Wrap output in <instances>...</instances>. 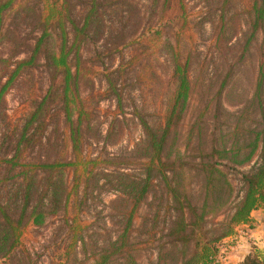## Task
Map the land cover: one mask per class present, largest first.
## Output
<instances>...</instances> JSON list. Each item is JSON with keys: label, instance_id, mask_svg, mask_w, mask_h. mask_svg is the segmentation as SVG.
Wrapping results in <instances>:
<instances>
[{"label": "trees", "instance_id": "1", "mask_svg": "<svg viewBox=\"0 0 264 264\" xmlns=\"http://www.w3.org/2000/svg\"><path fill=\"white\" fill-rule=\"evenodd\" d=\"M72 1L0 0V105L9 88L24 74L37 69L40 63L49 75V87L45 96L32 101L34 105L23 117L21 130L17 131V143L11 148V155L3 159L7 168V176L2 182L5 192L9 193L10 186L14 187L11 190L12 200L5 203L0 195V261L11 258L28 228L44 227L54 218L60 220V230L64 232V255L61 257L64 260L61 264L73 261L77 243L82 245V249L86 248L83 241L85 227L77 217L84 200L78 198V192L83 186L82 198L85 196V187L95 179L97 173L93 169L100 161L85 158L79 150L83 128H89L93 115L92 102L83 100L79 94L80 74L84 65L82 50L92 34L107 28L113 29L117 24L120 28L116 38H124L123 29L132 22L130 26L140 30L139 41L147 44L145 50L161 49L169 54L173 91L167 97L161 121L156 127L141 115L137 118L144 133L142 148L139 149L143 157L141 179L133 180L125 174L117 175V187L123 206L118 214L124 227L120 235L106 246L94 245L95 254L90 262L139 264L134 259L133 249H130L128 233L130 230L131 234L136 213L151 191L154 179L160 178L164 185L165 214L168 215L169 223L162 237L167 241L158 246L156 264H163L162 256L170 254L164 252L165 248L177 249L179 262L176 261V264L214 263L218 252L216 243L231 236L237 226L246 224L252 211L264 207V155L255 167L241 174V195L237 194L236 200L231 201L234 189L225 170L226 164L241 167L249 163L260 144L262 152L264 151V120L252 130L249 129L252 138L244 146L239 142L237 127L230 135H220L219 140L211 133L209 143L213 147L208 154H199L191 157V161H186L188 157L180 153L177 147L172 155L166 149L175 144L181 134L179 132L194 92L189 77L193 58L189 52L198 36V29L188 15L185 0H139V3L127 5L123 16L119 15L118 10L121 0H77L84 8L81 23H75L72 17ZM203 1L220 4L218 15H215L219 24H212L213 35L209 45L212 50L209 57L204 56L208 66L199 72L202 80L207 79L219 87L209 97L208 90H204L198 105L202 110L201 115H205L208 107L214 103L213 117L217 118L222 110L218 99L233 75L234 66L240 63L255 34L264 27V0L246 2L249 6L247 13L250 32L235 62L232 53L240 42L237 39L235 43L231 42L232 36L225 34L231 23V19L227 20L226 17L232 11V0ZM116 10L117 17H114ZM214 13L215 11L208 12L206 16L213 18ZM9 17L12 21L11 29V26L8 28L5 25ZM105 18L109 21H105ZM113 19H118L119 22H112ZM123 19L125 20L122 21ZM15 21L30 22L31 33L38 34L33 37V42L28 41V37L17 34L19 24ZM184 48L186 51H183ZM199 54L200 51L195 52V55ZM20 55L23 57L18 58ZM144 56L149 55L145 52ZM260 70L253 93V100L258 104L261 102L263 89ZM110 87L109 93L115 94L113 82ZM60 116L67 130L68 144L71 145L69 156L63 158L62 153L57 151L51 160L49 157L41 159L38 155V160H34L35 156L33 161L27 162L31 152L41 144L40 140L36 144V138L44 135L50 122L58 117L60 119ZM195 127H198L197 135H201L199 125ZM230 138L233 146L227 149L226 143ZM7 141L4 143L6 147L11 143V140ZM220 161L226 164L220 167ZM191 167L193 169H189ZM13 172L16 173L10 177ZM190 174L199 184L202 196L200 205L192 203L193 198L183 185ZM225 213L222 222L213 221L216 226L213 227L214 230L205 229L207 217L215 220ZM218 231L220 233L215 235Z\"/></svg>", "mask_w": 264, "mask_h": 264}, {"label": "rangeland", "instance_id": "2", "mask_svg": "<svg viewBox=\"0 0 264 264\" xmlns=\"http://www.w3.org/2000/svg\"><path fill=\"white\" fill-rule=\"evenodd\" d=\"M121 1L118 4L120 16L124 15L127 5L139 3V0ZM247 1L232 0V11L226 17L227 20L231 19V23L228 25L229 31L225 34L232 36L231 42L235 43L236 39L240 42L236 51L232 53L234 62L241 54L245 40L249 37ZM72 2L74 7L72 17L75 23H81L84 8L77 0ZM219 5L203 0H185L188 15L198 29V36L195 37L189 52L193 58L189 77L194 92L186 119L179 132L181 134L177 137V142L169 145L166 151L174 155L176 148L179 147L180 153L188 157L186 161H191V157L210 152L213 147V144L209 143L211 133H214L215 138L219 140L220 135H230L238 127L239 142L243 146L246 145L252 138L249 135V129L252 130L264 120V27L255 34L247 47L248 51L243 53L240 63L234 66L233 75L218 99L222 108L219 116L213 117L214 103L208 107L205 115H201L202 110L198 104L203 98L202 92L208 90L209 97V94L213 95L219 87L218 84L210 83L207 79L202 80L199 72L208 66L205 57L211 54L212 47L209 45L213 35L212 24L218 22L215 15H218ZM118 10L115 11L114 17H117ZM211 11H215L213 18L206 16ZM104 20L109 21L107 18ZM111 21L119 22L118 19ZM26 22L15 21L19 24L16 32L20 37H28V41L33 42V37H37L38 34L31 33L30 22ZM11 23L9 17L6 27L9 28ZM131 23L125 25L123 29L124 38L121 36L120 39L116 38L120 28L117 24L113 29L107 28L92 34L82 50L84 65L80 74L79 94L83 100L92 102L90 104L93 115H91L92 121L88 124L89 128H83L79 150L85 158L99 159L100 163L93 169L97 175L91 184L85 187V196L82 198L83 186L78 192V198L84 200L81 202L83 206L80 205L77 217L85 227L83 241L86 248L82 249V245L77 243L74 259L70 264H91L90 261L95 254L94 245L106 246L109 241H114L120 235L124 225L118 214L123 206L122 196L117 187V175L125 174L133 180H140L143 170L141 165L143 157L139 149L142 148L144 133L137 118L141 115L149 124L156 127L161 121L167 97L173 91V83L170 79L172 64L169 65V54L161 49L159 51H153L151 48L145 50L147 44L139 41L140 30L137 31L135 27H131ZM196 51H200L201 54L195 55ZM143 52H147L149 56H144ZM21 57L23 55L18 56V58ZM258 70L263 77L259 104L253 100ZM48 77L47 71L40 63L37 69L24 74L9 88L0 105V195L5 203L12 200L11 190L14 186H10L9 193L5 192L2 182L7 176V168L3 159L11 155V148L17 143V131L21 130L23 125V117L34 105L32 101L45 96L49 87ZM111 82L114 83L115 94L109 93ZM13 124L15 126H12ZM197 124L202 130L201 135H197L198 127H195ZM15 127L18 128L15 129ZM66 135L63 118L60 116V119L58 117L52 120L44 135L35 140L36 144L39 140L41 142L38 149L35 147L31 152L29 161L26 155L25 161L31 162L35 156L34 160H38V155L41 159L49 157L51 160L54 152L57 151L62 153L63 158L68 157L71 145L68 144ZM241 135H243L242 138ZM6 139L11 140L8 147L4 145L8 142ZM226 145L227 149L232 148V138L228 139ZM263 155L264 151L262 152V144H260L254 158L241 167L231 166L224 161L218 163L220 167L226 164L225 170L234 189L231 201L236 200L237 194L241 195L239 193L241 174L255 167ZM15 173L13 172L10 177ZM189 176L183 183L186 187L185 191L193 198V204L200 205L202 196L199 184L192 174ZM163 187L162 180L155 178L151 191L136 213L131 234L130 230L128 233L130 249H133L134 259L139 264H156L158 246L167 241L166 238H162L169 223L168 215L165 214L166 197ZM225 215L226 213L215 220L207 217L205 229L214 230L213 227L216 226L213 221L220 223ZM60 224V220L54 218L44 227L28 228L11 258L0 261V264H61L64 260L61 258L64 255L62 243L64 232L60 230L62 226ZM219 233L218 231L215 235ZM216 248L218 252L212 264H219L222 240L216 243ZM164 252H170V254L162 256L163 264L179 262L176 248L173 250L165 248Z\"/></svg>", "mask_w": 264, "mask_h": 264}, {"label": "crops", "instance_id": "3", "mask_svg": "<svg viewBox=\"0 0 264 264\" xmlns=\"http://www.w3.org/2000/svg\"><path fill=\"white\" fill-rule=\"evenodd\" d=\"M219 264H264V207L252 211L246 224L222 241Z\"/></svg>", "mask_w": 264, "mask_h": 264}, {"label": "built area", "instance_id": "4", "mask_svg": "<svg viewBox=\"0 0 264 264\" xmlns=\"http://www.w3.org/2000/svg\"><path fill=\"white\" fill-rule=\"evenodd\" d=\"M224 252H225V250H224V249H222V250H221V253L223 254Z\"/></svg>", "mask_w": 264, "mask_h": 264}]
</instances>
